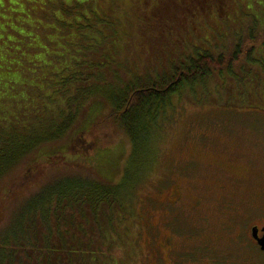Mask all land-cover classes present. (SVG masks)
Masks as SVG:
<instances>
[{
    "label": "rangeland",
    "instance_id": "1",
    "mask_svg": "<svg viewBox=\"0 0 264 264\" xmlns=\"http://www.w3.org/2000/svg\"><path fill=\"white\" fill-rule=\"evenodd\" d=\"M43 1L37 2V11L35 4L28 8L31 16L45 9ZM53 1V9L47 13L56 19L46 17L37 21L36 29L44 32V43L40 44L35 35L29 43H25L23 40L27 35L18 32L21 39L12 45L16 47L24 43L26 50L33 47L38 49V53L33 56L26 53L25 58L9 60L0 55V77L19 79L26 75L47 76L46 91H55L53 97L63 105L62 117L75 111L76 106L66 104L70 89L67 79H73L76 73L86 74L90 72L89 69L106 71L113 61L120 64L119 74L125 83H136V78L149 79V82L157 79V71H169L171 68L172 77L177 69L190 66L191 60L206 54L213 58L227 57L240 40L244 44V54L232 64V73H239L240 66L244 68L242 74L246 84L253 81L256 70H259V76L264 77V36L239 38L246 37L247 33L259 35L256 23L250 17L255 13L263 19L264 10L258 4L253 3V11L247 12V16L241 13L237 16L234 5V13H228L229 17H225L228 21L224 24L219 21L215 6L208 9L201 0L199 6L198 0H193L197 9L192 10H187L190 7L187 4L179 7L173 0H86L92 4L93 10H90V4L83 7L77 5L81 0ZM1 2V10H4L9 0ZM61 3H64L63 8ZM159 7L164 9L157 13V18L149 14ZM8 9L11 11L10 7ZM257 16L255 18L259 25ZM238 27L240 29L233 33ZM8 40L13 42L11 38ZM254 40L256 44L252 46L251 41ZM6 45L5 53L9 56V48L12 47ZM252 47L253 60L248 61V51ZM117 49L120 57L111 59L98 53L107 50L117 52ZM12 66L16 67L11 73L1 71L9 70ZM208 68L211 77L206 86L200 82L192 85L182 78L177 90L171 94V102L166 100L153 108L149 117L143 120L146 131L137 150L133 151L130 141L122 134L110 142V133L113 132L111 125L104 124L97 132L93 130L85 137L94 147L86 156L90 154L91 161L95 159L100 169L109 172L113 168L105 161L106 152H113L117 156L119 151L125 149L118 158L122 172L117 179L122 181L124 177L125 184L133 182L131 185L134 187L129 217L122 219L123 215L117 212V227L127 223V229L124 230L123 246L115 245L117 247L109 252L110 264H155L149 253L156 243L144 232L147 223L148 231L153 227L159 228L160 235L156 241L161 244L162 239L172 233L171 242L180 244L176 260L182 263L188 258L186 239L190 241L191 251L195 254H198L196 248L206 246L207 241L208 244L224 248L225 244H232L219 238L224 235L225 230L220 224L228 219L227 212L230 216H238L240 211H245L247 201L250 200L252 206L258 201L255 195L260 185L258 178L264 173V110L260 111L256 106L243 107L247 97L239 92L234 78H218L219 71L222 73L223 69L226 72V68ZM125 83L121 81L120 86L116 87H124ZM62 91L65 93L60 96L59 92ZM41 122L43 120L32 125L34 134L43 129ZM28 129L23 127L12 131V142H22L25 134L30 136ZM155 134L159 136L154 140ZM1 135L4 136L2 132ZM99 136L102 137L100 140L97 139ZM122 137L124 141L117 145ZM80 143L83 144L79 141L70 144L68 150L75 155L68 154L66 159L74 160L84 154L79 148ZM65 163L60 159L45 168H41V165L32 167L31 172L25 171L20 178L25 174L30 178L35 175V179L38 177L44 182L57 168L65 170L71 167ZM79 163V166H74L76 172L90 175L91 164L89 166L85 160ZM175 187L180 199L170 204L168 195ZM200 197L204 200L197 212V208L191 207ZM183 203L189 211L186 219ZM12 207L8 212L12 211ZM243 229L245 232V227ZM115 238L112 235V242H115ZM232 247L229 245L230 249ZM238 250L239 255L246 254L243 244L239 245ZM163 255L162 264H173L172 253L163 250ZM236 255L234 251L230 259ZM235 264L246 263L237 260Z\"/></svg>",
    "mask_w": 264,
    "mask_h": 264
},
{
    "label": "trees",
    "instance_id": "2",
    "mask_svg": "<svg viewBox=\"0 0 264 264\" xmlns=\"http://www.w3.org/2000/svg\"><path fill=\"white\" fill-rule=\"evenodd\" d=\"M173 1L179 7L187 4L190 6L187 10L197 9L193 0ZM201 1L205 2L208 9L215 6L218 19L224 24L228 21L225 18L229 17L228 13H234V5L237 8V16H240V13L247 16V12L253 11V3L264 10V0ZM201 1H197L198 6ZM37 2L39 0H9L4 10H1V5L0 29L4 31H0V55L5 56L6 60L25 58L26 53L32 54L31 56L38 53V49L33 47L26 50L24 43L12 47L14 42L18 43L21 39L18 32H25L27 35L23 40L25 43L35 38L33 35L38 38L40 44L44 43V32L36 29L37 21L45 20L46 17L56 19L47 13L53 9L54 1L44 0L45 9H40L37 15L31 16L28 8L35 4L36 11L39 10ZM89 4L86 0L77 3L82 7ZM63 5L64 3H61L62 8ZM89 7L93 10L92 4ZM164 8H155L149 14L157 18V13ZM153 11L155 13H152ZM254 15L257 16L253 13L250 17L256 23L259 35L247 33L246 37L239 38L264 36V16L263 19L257 16L260 20L258 25ZM239 29L240 27L233 33ZM6 44L12 47L9 48V56L5 53ZM251 44H256L255 40L251 41ZM243 50L244 44L239 40L236 48L227 57L213 58L206 54L191 60L190 66L177 69L172 77L171 68L169 71H157V79L149 82V79L136 78V83H125L119 74L120 64H115L113 60V65H110V69L107 66L106 71L96 68L89 69L90 72L86 74L75 72L73 79H67L70 89L66 104L76 106L75 111L66 117L61 116L63 105L53 97L55 91H46L47 76L26 75L18 77L19 79L0 77V264H110L109 252L117 246H123L124 230L127 229V223L117 227V212L123 215L122 219L129 217L134 187L131 185L133 182L125 184L124 177L122 181L117 179L122 172L118 158H121L125 149L119 151L117 156L113 152H106L105 161L113 168L109 172L100 169L95 159L91 161L90 154L86 156L94 147L85 137L107 124L111 125L113 130L110 133V142L122 134L130 141L133 151L137 150L146 131L143 120L149 117L153 108L170 100L182 78L189 84L200 82L206 86L211 77L208 67L226 68V72H223V69L222 73L219 71L218 78H234L239 92L247 97L243 107L256 106L263 111L264 77L259 76V70L253 74L254 79L250 84L243 81L244 68L241 66L239 73H232V64L244 54ZM252 50L254 47L248 51V61L253 60ZM98 53L108 59L120 57L118 49L117 52L107 50ZM15 67L1 71L11 73ZM23 74L25 75L24 72ZM108 80L113 81V85ZM121 81L125 83L124 87H116L120 86ZM62 93L65 92H59L60 96ZM78 112L80 114H77ZM41 120L43 129L34 134L32 125ZM23 127L29 128L28 134L31 137L25 134L27 137L24 138L23 135L22 142L15 139L13 143L11 132ZM1 132L3 135L8 134L2 137ZM158 136L155 134L154 140ZM100 138L102 137H97L98 140ZM74 141L83 142L79 144V148L84 154L73 158L74 160L66 159L68 154L75 155L68 150ZM123 141L122 137L117 145ZM108 158H111V161H108ZM60 159L66 162L67 167H71L65 170L57 168L54 172L51 170L50 177L44 182L38 177L35 179V175L30 178V175L25 174L20 178L25 171L31 172L32 167L38 168L41 165V168H45L56 164ZM81 160H85L89 166L91 164L90 175L76 172L74 166H79ZM136 178L138 179V176ZM10 207L13 209L8 212ZM112 235L116 236L115 242H112ZM116 251L120 252V249Z\"/></svg>",
    "mask_w": 264,
    "mask_h": 264
},
{
    "label": "flooded vegetation",
    "instance_id": "3",
    "mask_svg": "<svg viewBox=\"0 0 264 264\" xmlns=\"http://www.w3.org/2000/svg\"><path fill=\"white\" fill-rule=\"evenodd\" d=\"M259 188L255 195H257V202L254 206L250 204V200L247 201L245 211H240L238 216H230L229 212L227 217L228 219L223 220L221 222L220 227L224 229V235L219 237L222 240H225L232 244L233 249L229 248V245L225 244L224 248L216 247L214 245L207 244L206 246L201 247L200 249L196 248L195 251L198 254H195L191 251L190 241H187V252L188 258L184 260V262H179L176 260V256L180 253L178 250L180 244L179 242H171L170 235L164 237L162 239V244L158 240L159 238V228L153 227L148 231V223L145 227L144 232L148 233L152 242L156 243V245L152 247L151 253L152 259L154 260L155 264H162V260L164 258L163 250L167 251V253H172V262L173 264H235L237 260L243 261L244 263L248 264H264V249L261 248L258 239L264 237V173L259 175L258 178ZM257 186V185H256ZM168 199L171 204L176 203L179 201V192L177 188H173L169 195ZM204 198L200 197L198 201L193 202L192 207L193 209L197 208V212H199ZM199 204V209L196 205ZM228 205V204H227ZM183 209L185 219L187 218V207L183 203ZM194 210V211H196ZM196 212V213H197ZM220 223V222H219ZM186 227L188 229V224L186 222ZM245 227V232L243 231ZM245 242H244V239ZM247 239V240H246ZM206 240V239H205ZM200 241V240H199ZM201 242V241H200ZM240 244H243V248L246 250V254L241 256L238 254V247ZM208 245H211L209 247ZM214 246V247H213ZM235 251L237 253L236 257L230 259L232 253ZM247 253H249L247 255ZM149 260V258H145Z\"/></svg>",
    "mask_w": 264,
    "mask_h": 264
},
{
    "label": "water",
    "instance_id": "4",
    "mask_svg": "<svg viewBox=\"0 0 264 264\" xmlns=\"http://www.w3.org/2000/svg\"><path fill=\"white\" fill-rule=\"evenodd\" d=\"M258 242H259L261 248L264 249V237H262L261 239H258Z\"/></svg>",
    "mask_w": 264,
    "mask_h": 264
}]
</instances>
